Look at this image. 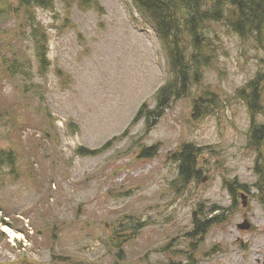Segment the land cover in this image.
<instances>
[{
    "label": "rangeland",
    "instance_id": "374dc122",
    "mask_svg": "<svg viewBox=\"0 0 264 264\" xmlns=\"http://www.w3.org/2000/svg\"><path fill=\"white\" fill-rule=\"evenodd\" d=\"M205 29L214 54L201 83L151 130L141 120L103 153L81 156L82 148L100 150L121 137L172 79L153 21L134 0H35L29 7L0 0V59L13 50L28 72L12 78L0 64V113L8 111L0 155L15 160L0 166V264H264L255 171L264 148L248 149L251 116L242 96L261 75L264 108V35L243 39L225 23ZM36 31L48 41L44 75ZM204 91L218 102L195 121L194 100ZM257 122L264 125V113ZM186 144L206 150L201 180L183 189L173 154ZM152 147L156 155L141 157ZM232 182L247 187L246 207L232 199ZM217 216L196 234L203 229L195 223ZM244 222L250 230L239 228Z\"/></svg>",
    "mask_w": 264,
    "mask_h": 264
},
{
    "label": "trees",
    "instance_id": "16d2710c",
    "mask_svg": "<svg viewBox=\"0 0 264 264\" xmlns=\"http://www.w3.org/2000/svg\"><path fill=\"white\" fill-rule=\"evenodd\" d=\"M22 6L29 7L35 0H20ZM89 0H81L83 5H87ZM136 7L141 13L151 18L159 39L161 40L168 58V65L172 79L158 90L155 96L156 107L150 109L148 104H144L138 111L131 127H134L141 120H145L146 130H151L161 119L166 111L170 109L173 101L189 95L193 84H200L203 77V70L210 66V61L214 54L209 38L206 37V27L212 24L225 23L230 25L239 37L250 39L254 36L258 42L264 35V0H134ZM1 5L2 2H1ZM39 5L46 6L47 3L39 2ZM207 5V6H206ZM33 14L28 15L26 27L32 28ZM25 23V20H24ZM34 26H36L34 24ZM21 27V25H20ZM19 27V28H20ZM21 33L17 36L19 39ZM42 43L36 47V56L40 63L41 73L44 75L49 68L48 41L45 36H41L36 31V40ZM16 47V46H15ZM14 48L11 47V49ZM12 56L0 59L2 73L6 76L28 77L25 71V59L18 58L19 54L11 50ZM261 75L253 80L242 92V96L247 101L249 114L251 116V129L248 134V149L253 152H261L264 148V125H259L257 115L264 113L262 106ZM23 91L29 93V88L24 87ZM247 91L246 96L244 92ZM218 102L216 94L204 91L194 100V110L192 117L195 121H200L208 114V103ZM19 110L23 109L21 103ZM0 113V121L6 119L8 111ZM14 112V109H13ZM12 112V113H13ZM10 114V117L12 115ZM130 129L121 137L113 139L100 150H89L82 148L79 150L81 156H96L105 151L114 142L126 137ZM206 148H199L191 144L183 146L180 152L173 154V160L179 163V181L183 189L194 181H200L202 169L199 167ZM158 152L156 147L142 151L141 157L150 158ZM261 158V157H260ZM6 159L7 165L13 167L14 157L11 153L0 155V166ZM255 171L259 176V193L261 203L264 206V162L260 159L256 164ZM226 188L236 202L241 191H247V187L237 182L226 183ZM219 216L208 220L206 224L195 223L197 230L199 226L202 231L196 232L203 235L207 228L217 224ZM112 239L113 246L118 243Z\"/></svg>",
    "mask_w": 264,
    "mask_h": 264
},
{
    "label": "water",
    "instance_id": "95a60500",
    "mask_svg": "<svg viewBox=\"0 0 264 264\" xmlns=\"http://www.w3.org/2000/svg\"><path fill=\"white\" fill-rule=\"evenodd\" d=\"M239 228L242 230H248L250 229V225L246 222L243 225H240Z\"/></svg>",
    "mask_w": 264,
    "mask_h": 264
},
{
    "label": "bare ground",
    "instance_id": "6f19581e",
    "mask_svg": "<svg viewBox=\"0 0 264 264\" xmlns=\"http://www.w3.org/2000/svg\"><path fill=\"white\" fill-rule=\"evenodd\" d=\"M3 230H7V229H6V227H4V229H3Z\"/></svg>",
    "mask_w": 264,
    "mask_h": 264
}]
</instances>
